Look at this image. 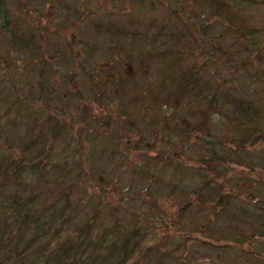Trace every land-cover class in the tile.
<instances>
[{
    "label": "rangeland",
    "instance_id": "374dc122",
    "mask_svg": "<svg viewBox=\"0 0 264 264\" xmlns=\"http://www.w3.org/2000/svg\"><path fill=\"white\" fill-rule=\"evenodd\" d=\"M227 1L229 20L211 0H4L8 20L35 28L37 49L12 48V32L0 30V82L73 124L74 139L55 147L78 145L69 194L78 214L102 226L131 212L144 245L185 264H264V138L250 145L233 104L250 102L264 130V5ZM176 52L182 70L197 69L201 96L167 80ZM1 123L0 156L35 162L26 123ZM223 151L232 164L218 182L233 203L222 212L200 207L191 190L198 161ZM40 180V191L52 187Z\"/></svg>",
    "mask_w": 264,
    "mask_h": 264
},
{
    "label": "trees",
    "instance_id": "16d2710c",
    "mask_svg": "<svg viewBox=\"0 0 264 264\" xmlns=\"http://www.w3.org/2000/svg\"><path fill=\"white\" fill-rule=\"evenodd\" d=\"M249 1L264 5V0ZM211 4L224 11L221 16L223 20L230 19V4L227 0H211ZM6 11L4 0H0V30L12 32L9 45L12 48L36 50L35 28L24 27L20 30L18 19L8 20ZM97 31L109 37L110 32L118 33L116 30ZM43 36L41 31V43ZM177 53L167 66V80L180 93L188 91L201 96L204 86L200 84L197 69L191 66L182 70ZM4 81L0 82V129L4 125L1 123L2 118L5 121L12 120L17 125L26 123L28 132L34 135L29 147L41 151L36 154L38 159L35 162H25L22 156L15 157L14 154L0 156V201L3 198L6 200H3L0 207V264H185L169 253L162 254L144 245L145 234L141 232L138 218L131 212L121 219L113 217L103 222L102 226L101 218L78 214L77 210L81 206L69 199L73 182L77 178L71 176L79 168L78 164L72 163L74 148L77 150L78 146L70 143L74 139L73 124L53 113L35 108L33 110L18 97L13 87L9 88V94H5ZM133 83L132 94L136 91ZM212 96L210 105L217 102L218 96L215 93ZM233 104L239 125L250 137V145L262 140L264 130L259 125L258 110L248 101H233ZM61 139L70 141L58 150L55 145ZM39 155L43 158L39 159ZM67 159L71 160V165H60L59 172L50 173ZM228 161V151L221 154L211 152L192 169V176L196 180L191 194L200 207L223 212L233 203V197L225 189L224 183L218 182L224 175L222 170L225 165L232 164ZM175 165L170 159L166 162V166L172 169ZM178 168L180 170L181 166ZM45 176L50 177L52 187L40 191V178ZM70 177L71 180L68 179ZM25 178H33V181L27 183ZM152 250L156 254L150 259ZM244 258L246 262L238 261L237 264H258L247 256Z\"/></svg>",
    "mask_w": 264,
    "mask_h": 264
}]
</instances>
